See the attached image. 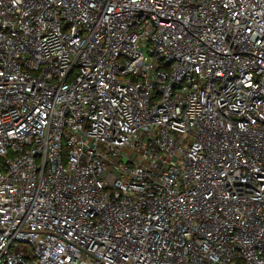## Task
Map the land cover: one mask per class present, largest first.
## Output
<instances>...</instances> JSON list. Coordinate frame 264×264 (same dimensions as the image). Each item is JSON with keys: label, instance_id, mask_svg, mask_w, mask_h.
I'll use <instances>...</instances> for the list:
<instances>
[{"label": "built area", "instance_id": "2783aa9c", "mask_svg": "<svg viewBox=\"0 0 264 264\" xmlns=\"http://www.w3.org/2000/svg\"><path fill=\"white\" fill-rule=\"evenodd\" d=\"M0 264H264V0H0Z\"/></svg>", "mask_w": 264, "mask_h": 264}]
</instances>
